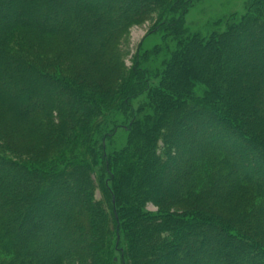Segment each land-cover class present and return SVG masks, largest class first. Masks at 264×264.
<instances>
[{"label": "trees", "instance_id": "obj_1", "mask_svg": "<svg viewBox=\"0 0 264 264\" xmlns=\"http://www.w3.org/2000/svg\"><path fill=\"white\" fill-rule=\"evenodd\" d=\"M41 1L0 0V7H7L0 13V118L4 122L0 143L14 135L45 155L59 146L81 143L86 153H94L101 181L81 157L64 166L31 169L0 151V264H115L116 251L120 264H180L196 247L188 240L199 233L201 240L213 237L220 247L232 241L234 255L223 261L219 252L209 251L182 264L217 260L264 264V69L255 64L262 63L264 52L235 61L252 51L257 38L264 42V0H256L248 15L221 33L183 40V18L193 0H120L116 7L112 3L117 0H102L103 4ZM112 10L117 18L109 15ZM152 12L159 15V29L177 41L157 84L148 80L145 63L161 48L144 53V59L136 60L130 70L118 63L117 69L113 67V47L120 36ZM34 35L59 40L83 58L75 85L73 80L42 74L32 48H20L18 42L32 46ZM81 73L97 75L100 81L86 83ZM118 79L121 85L114 89ZM194 82L208 88L199 98L192 94ZM15 83L23 87L9 86ZM36 90L44 94L38 103L30 99ZM50 91L54 94L48 96ZM142 93L150 98L154 115L143 123L131 121L125 147L130 156L124 167L115 152L113 164L104 142L122 125L107 131L103 126L111 124L107 115L117 108L133 117L131 99ZM200 109L203 119L209 115L214 119L197 122ZM199 127L206 128L205 136L211 141L181 164V146L188 141L185 133ZM231 140L238 144L232 146ZM179 167L182 173L177 179L168 185L160 181L158 175L166 178V173ZM15 182H19L17 190L11 192ZM59 184L65 189L55 192V206L61 207L54 218L63 217L62 227L51 232L48 241L38 240L44 232L29 233L24 222L54 203L49 198ZM97 185L101 199L95 197ZM68 198L76 205L62 206L59 199ZM147 202L157 208L156 213L144 210ZM182 205L189 209H177ZM205 225L221 232L206 231ZM72 233L79 238L65 242Z\"/></svg>", "mask_w": 264, "mask_h": 264}, {"label": "rangeland", "instance_id": "obj_2", "mask_svg": "<svg viewBox=\"0 0 264 264\" xmlns=\"http://www.w3.org/2000/svg\"><path fill=\"white\" fill-rule=\"evenodd\" d=\"M36 1V0H35ZM70 1V0H69ZM137 0H124L122 1L127 3L136 2ZM256 0H193L191 4L188 6L186 13L183 18V34L180 36L182 37L181 40L187 39L193 35L198 36L199 38L208 39L213 33H221L223 32L227 26L233 22H238L240 19H242L245 15H248V10L252 7V4ZM39 1H37V4ZM43 3V0L41 1ZM71 3L75 4L74 1H70ZM95 3L103 4L102 0H94ZM120 3V0L114 1L113 7H116ZM31 5V3H30ZM42 8V7H41ZM58 8H60L58 6ZM5 9H7L6 6L0 7V13L5 12ZM113 13H109L110 16H114L117 18V14L115 13V10H112ZM11 12V11H9ZM72 14V13H70ZM69 14V15H70ZM175 14V13H174ZM157 12H152L151 14H148L146 18H143L141 21L131 23L126 30L123 32V34L120 36L119 40L116 43V46L113 47L114 51L116 52L115 61L113 67H117V63L122 65L126 70H130L133 65L135 64L136 60H142L144 59V53L153 51L156 47L161 48L162 51L154 55L153 57H150V60L146 62V66L149 69L148 80L151 84H157L161 81L163 75L162 71L164 69V63L165 61L169 60L171 53L174 51L175 46L177 45V41L174 37H171L167 34V32H164L162 29H159V24ZM172 18L176 17V15H171ZM169 16V19L171 18ZM71 18V16H70ZM72 20V19H71ZM75 20H78L76 17ZM158 21V22H157ZM264 25V23H263ZM254 25H250L249 28L253 27ZM243 31L245 34L247 33L248 29ZM195 36V37H196ZM241 38L243 36H240ZM247 37V36H246ZM250 37V36H248ZM35 43L32 44V46L27 45V42H18L20 44V48L27 49L28 47H31L33 50V53L38 57L37 62L38 66L40 67L39 70L44 73L45 75H50L52 77H62L65 78V80L70 81L73 80L74 85L76 84L74 77H76L77 74L80 73L79 66L84 64L83 58L80 56H75L72 54L69 47H67L64 43L60 42L59 40H56L50 36H41L38 37L34 35ZM236 39V38H235ZM240 39V38H239ZM257 43L254 44L253 49L251 52L245 53V55L237 56L236 62L240 63V60H249L251 58H256L260 54L264 52V42L260 38H257ZM234 41V39H232ZM238 40V39H237ZM12 42H15L14 40ZM12 45L15 46V43H12ZM238 59V60H237ZM264 59V58H262ZM116 63V64H115ZM262 70L264 69V60L262 63H255ZM251 65V64H250ZM256 65V66H257ZM82 76H84V80L86 83H93L100 81L99 77L97 75H84L81 73ZM126 76L127 74L124 73ZM73 78V79H72ZM113 80L111 81V83ZM8 82L5 83V85ZM110 83V84H111ZM9 84V83H8ZM121 85V79L117 80V82H114V89L120 87ZM11 88L16 87L17 89H21L23 87V84H17L9 85ZM5 87V86H4ZM192 94L194 98L201 97L204 93L208 91V88L205 84H201L198 82H194L192 85ZM12 94V92L10 93ZM46 94V93H45ZM54 92L50 91L48 96L53 95ZM44 94H40L39 91H35V95L32 96L30 99L34 103H38L41 100H44L43 97ZM46 96V95H45ZM109 99H107L105 102H107ZM150 98L148 97L147 93H142L135 98L131 99V105L133 108L134 116L132 117L131 114H123L120 112L117 108L113 110L111 114H108L107 119L111 124L114 122V125L109 124L107 126V123H105L103 126L104 128L109 131L114 127L115 125H122V127H117L115 129V132L111 135L112 137L105 140V151L106 154L110 156L111 162L115 164L114 155L115 152H118L117 160L119 161V164H122V166L126 164L127 157L130 156V152L126 151V137L130 134L129 129L126 127L130 126L131 121L133 119L139 120V122L143 123L147 121V119L151 118V116L154 115L152 106H149ZM194 104H191L193 106ZM105 107V106H103ZM141 108V109H140ZM106 108H102V110H105ZM185 113V110L177 116V120L180 118H183ZM203 111H199L195 119L196 121L201 123V121H207L211 122L212 119L210 115L208 118H202ZM204 117V116H203ZM100 118V115H99ZM202 118V120H201ZM187 123V122H186ZM182 127L186 126L185 123H183ZM192 124V123H189ZM4 122L0 118V127L3 128ZM91 128V127H90ZM90 128L87 129V131H90ZM188 136V141L186 140L184 144L181 146V156H180V163L183 164V161H186L190 156L195 155L197 150L201 148L203 144H206L207 142H210L211 139L207 138L205 136L206 134V128L199 127L197 129H193L192 131H186L185 133ZM202 134V135H201ZM201 135V136H199ZM179 136L175 137L176 140ZM232 146L235 147L236 144H238L235 140H231ZM99 144V143H98ZM158 148H160L161 143L158 142ZM95 146V145H93ZM98 146V145H97ZM199 146V147H198ZM60 147V148H59ZM55 150L50 151L47 155L40 153L37 148H35L34 144H26L19 140L14 135L10 136V139L5 142L0 143V151L6 158H9L13 160L14 162H17L20 165H25L32 169L33 166H40L45 165L46 167H52L53 165H61L62 163H66L67 161H70L74 158H83L85 160H88L91 165V170L94 173V177L96 180H98V183L101 181V174H100V166L98 162L94 160V153L90 150L86 153L85 151V145H82L81 143H71L63 146H59ZM262 166V165H261ZM263 168V167H262ZM179 168H175V172L169 171L166 173L168 176L166 178L159 176L160 181L164 184L168 182L170 184V180L172 181L174 179H177L178 176L182 173ZM182 170V169H181ZM104 178L106 179L104 182L107 181L108 174L106 175L104 173ZM20 182V181H19ZM15 182V184L9 188L11 192H16L18 183ZM71 183V181H69ZM109 182V180H108ZM166 184V185H168ZM20 185V184H19ZM109 187L111 184H108ZM95 188V197L96 199L102 198V193L100 192V188ZM16 188V190H15ZM72 188V186H71ZM65 188L63 185L59 184L54 188L53 194L50 196L51 202L54 201V203H49L47 205H44L43 214H38L37 216H31L28 221L24 222L26 226L29 229V233L35 229H40L44 232V236L38 237V240L44 239V241H48L53 232L56 229H61L62 227V218L59 217L54 218L55 211L61 207V204H58L57 206L55 201L57 202V196L55 195V192L61 193ZM74 190V188H72ZM72 190V191H73ZM75 193V192H74ZM61 198V197H60ZM62 202L63 205H67L69 208L72 206H75V201L71 198L60 200L59 202ZM60 202V203H61ZM184 208V209H183ZM173 209V208H170ZM177 209L181 210H187L185 205L177 207ZM144 210L150 213H156L157 208L147 202L144 206ZM218 211V210H217ZM216 212V211H215ZM59 214V213H57ZM44 225L43 229L39 228L40 226ZM206 231H216L221 232V229L216 226L212 225H205L204 226ZM36 233V232H35ZM73 234V233H72ZM200 234V235H199ZM196 234V236H191L188 241L189 243H195L196 247L194 249V252L188 256V254H185L184 261H181L180 264L183 262H186L192 258L199 257L204 252H216L220 253L219 257L223 261H227L230 259L231 256L234 255V252L236 250L235 244L232 241H228L225 245L220 247L219 241H217L213 237L205 238L201 240V233ZM195 237V238H194ZM40 238V239H39ZM79 238V234H73L69 239H67L65 242H70L71 240H77ZM193 239V240H192ZM121 242V241H120ZM66 243V246H67ZM81 243V242H80ZM79 243V244H80ZM122 243V242H121ZM121 243L118 247H121ZM222 252V254H221ZM115 255L117 258L114 259L115 264H120L121 255L116 251ZM220 261V260H219ZM218 260L214 261V263L209 264H220ZM227 263V262H226ZM228 264V263H227Z\"/></svg>", "mask_w": 264, "mask_h": 264}]
</instances>
